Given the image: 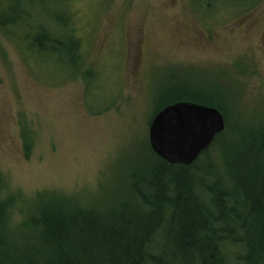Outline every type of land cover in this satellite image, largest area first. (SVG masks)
I'll use <instances>...</instances> for the list:
<instances>
[{
  "label": "rangeland",
  "instance_id": "rangeland-1",
  "mask_svg": "<svg viewBox=\"0 0 264 264\" xmlns=\"http://www.w3.org/2000/svg\"><path fill=\"white\" fill-rule=\"evenodd\" d=\"M198 1L72 0L87 59L56 87L0 30V196L12 194V225L40 194L90 203L128 187L155 161L149 126L179 86L221 98L231 129L264 128V0L250 12L254 0Z\"/></svg>",
  "mask_w": 264,
  "mask_h": 264
},
{
  "label": "trees",
  "instance_id": "trees-1",
  "mask_svg": "<svg viewBox=\"0 0 264 264\" xmlns=\"http://www.w3.org/2000/svg\"><path fill=\"white\" fill-rule=\"evenodd\" d=\"M217 1L197 5L211 9ZM71 3L0 0L1 32L30 73L54 79L51 87L75 80L87 59ZM85 75L89 89L96 72ZM177 91L157 111L185 101L215 107L225 118V131L195 162L171 165L155 155L105 200L40 194L15 225L12 194L0 196V264H264V128L231 129L221 98L187 86ZM3 188L0 172V195Z\"/></svg>",
  "mask_w": 264,
  "mask_h": 264
},
{
  "label": "water",
  "instance_id": "water-1",
  "mask_svg": "<svg viewBox=\"0 0 264 264\" xmlns=\"http://www.w3.org/2000/svg\"><path fill=\"white\" fill-rule=\"evenodd\" d=\"M226 129L219 109L176 102L159 110L149 126V146L162 161L188 166Z\"/></svg>",
  "mask_w": 264,
  "mask_h": 264
},
{
  "label": "clouds",
  "instance_id": "clouds-1",
  "mask_svg": "<svg viewBox=\"0 0 264 264\" xmlns=\"http://www.w3.org/2000/svg\"><path fill=\"white\" fill-rule=\"evenodd\" d=\"M21 219H22V218H21L19 215H14V216H13V220H14L16 223L20 222Z\"/></svg>",
  "mask_w": 264,
  "mask_h": 264
}]
</instances>
